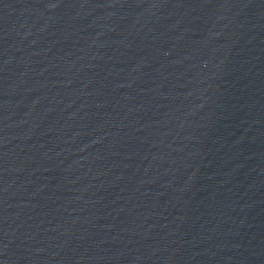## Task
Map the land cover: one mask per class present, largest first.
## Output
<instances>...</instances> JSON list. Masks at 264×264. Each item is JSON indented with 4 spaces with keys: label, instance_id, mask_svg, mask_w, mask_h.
Wrapping results in <instances>:
<instances>
[{
    "label": "water",
    "instance_id": "water-1",
    "mask_svg": "<svg viewBox=\"0 0 264 264\" xmlns=\"http://www.w3.org/2000/svg\"><path fill=\"white\" fill-rule=\"evenodd\" d=\"M0 264H264V0H0Z\"/></svg>",
    "mask_w": 264,
    "mask_h": 264
}]
</instances>
